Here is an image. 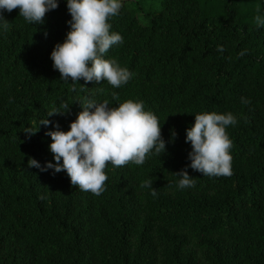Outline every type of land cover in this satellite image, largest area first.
I'll list each match as a JSON object with an SVG mask.
<instances>
[{
    "label": "trees",
    "instance_id": "16d2710c",
    "mask_svg": "<svg viewBox=\"0 0 264 264\" xmlns=\"http://www.w3.org/2000/svg\"><path fill=\"white\" fill-rule=\"evenodd\" d=\"M153 1L122 0L108 21L123 44L106 58L133 74L119 88L61 80L53 69L50 52L69 29L66 0L41 24L26 23L19 9L2 13L9 30L0 33V264H264V27L253 19L264 0ZM84 97L142 101L162 123L166 146L142 165L107 164L99 196L64 171L27 164L52 160L46 131L51 122L67 130ZM61 103L69 104L63 115L47 116ZM199 112L237 117L226 128L229 176L187 167L185 129ZM44 117L47 127L27 136L23 129ZM181 169L194 187L176 188ZM146 179L156 196L140 187Z\"/></svg>",
    "mask_w": 264,
    "mask_h": 264
},
{
    "label": "clouds",
    "instance_id": "9594fccd",
    "mask_svg": "<svg viewBox=\"0 0 264 264\" xmlns=\"http://www.w3.org/2000/svg\"><path fill=\"white\" fill-rule=\"evenodd\" d=\"M59 0H0V33L9 30V23L3 12L19 9V16L29 24H41L46 12L58 7ZM122 0H66L70 20L69 29L62 42H57L51 52L53 69L61 80L80 79L87 82L106 81L113 88L126 84L133 75L121 66L115 58H106L110 48L123 44L122 36L110 31L111 17L119 14ZM253 19L257 27H264V13L257 9ZM243 54V53H241ZM113 101H118L116 92L111 93ZM81 110L70 121L67 130H61L58 123L51 122L52 128L46 131L51 140L48 150L52 160L41 165L29 158V167L41 171L49 169L58 173L64 171L70 183L81 191L99 196L105 188L107 164L123 167L129 163L142 165L146 156L161 155L166 151L165 140L161 135L158 117L145 110L140 100H124L111 104L109 100L97 101L89 97L78 100ZM242 103H247L241 98ZM69 104L61 103L47 110V116L63 115ZM194 114V122L185 129V142L190 143V161L187 167L198 171L202 176L231 175L230 148L232 141L226 128L235 126L237 117L231 112H199ZM47 118L41 119L35 129L28 126L23 130L27 136L34 135L40 125H47ZM175 133L172 132L174 137ZM179 179L176 188L183 190L195 186V180L186 169L175 172ZM152 180L146 179L140 187L152 188Z\"/></svg>",
    "mask_w": 264,
    "mask_h": 264
},
{
    "label": "rangeland",
    "instance_id": "374dc122",
    "mask_svg": "<svg viewBox=\"0 0 264 264\" xmlns=\"http://www.w3.org/2000/svg\"><path fill=\"white\" fill-rule=\"evenodd\" d=\"M154 1L152 0H142V5L144 7H149Z\"/></svg>",
    "mask_w": 264,
    "mask_h": 264
}]
</instances>
